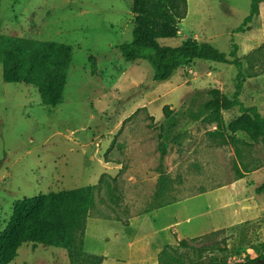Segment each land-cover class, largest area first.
Returning <instances> with one entry per match:
<instances>
[{
    "label": "rangeland",
    "instance_id": "obj_1",
    "mask_svg": "<svg viewBox=\"0 0 264 264\" xmlns=\"http://www.w3.org/2000/svg\"><path fill=\"white\" fill-rule=\"evenodd\" d=\"M133 1L0 0V36L72 48L57 106L44 104L39 86L5 83L0 63V237L22 201L98 185L89 218L106 222L91 223L88 251L115 258L125 251L114 244L118 238L128 248H138V239L144 238V248L157 255L173 239L177 242L172 245H178L192 211L193 231L189 228L185 238H202L178 253L196 259L213 252L231 262L254 258L249 251L262 252L264 232L252 234L257 227L251 225L264 219L211 235L212 229L200 228L210 220L201 213L206 203L212 205L207 211L215 212L213 208L228 199L225 192L211 194L202 203L172 206L214 193L242 172L257 171L254 180L264 181V141L255 143L243 132L214 134L217 124L204 111L212 89L233 97L237 70L196 60L168 82H154L147 61L128 62L117 48L132 40ZM249 10L250 0H188L178 37L160 43L179 46L194 38L229 53L233 38L246 76L239 99L264 114V2L251 30L234 33ZM166 105L177 123L163 138ZM239 115L238 108L224 111L225 124ZM162 144L168 150L163 159ZM160 172L170 179L162 198L157 197ZM201 249L210 251L201 254ZM17 254L10 264H71L63 247L26 242Z\"/></svg>",
    "mask_w": 264,
    "mask_h": 264
},
{
    "label": "trees",
    "instance_id": "obj_2",
    "mask_svg": "<svg viewBox=\"0 0 264 264\" xmlns=\"http://www.w3.org/2000/svg\"><path fill=\"white\" fill-rule=\"evenodd\" d=\"M149 1H133L132 13L135 18L132 40L117 45L123 58L128 62L147 61L153 68V81L156 83L168 82L180 68L196 60L234 66L237 70V84L233 97L219 89H212L208 91L209 99L204 104V111L217 124L214 134L224 130L233 135L243 132L255 143L264 141V114L255 106L247 107L239 99L246 82L243 62L238 54L239 45L232 38L229 53L220 51L210 42L194 38L184 39L179 46L162 45L161 39L178 37L179 24L187 17L188 0H152L153 9H149ZM262 2L264 0H250L249 14L234 33L251 30V24L260 15ZM151 11L155 12L154 17ZM71 58L72 48L69 45L39 44L35 40L0 36V63L3 65L4 82L39 86L43 102L47 106L61 104ZM234 108H238L240 115L226 125L222 112ZM163 113L168 123V126L161 129L164 138L171 135L177 122L171 116L168 105L163 108ZM160 150L163 159L168 153L166 145L162 144ZM243 177L240 173L239 178ZM169 180L168 176L160 172L157 197L162 198ZM97 188L98 185H92L54 195L38 196L19 203L10 224L0 237V264H10L17 258L18 248L26 242L63 247L68 251L71 264H103L106 259L104 256L84 250L87 220L93 193ZM256 193L264 194V183L256 188ZM221 231L224 230L217 232ZM198 238L202 236L183 239L177 246H165L159 254V264H264V252L255 259L248 257L238 262H231L213 252L209 257L199 256L196 259H187L178 253L179 248H189L191 242ZM204 251L208 252L210 249L199 250L201 254Z\"/></svg>",
    "mask_w": 264,
    "mask_h": 264
},
{
    "label": "crops",
    "instance_id": "obj_3",
    "mask_svg": "<svg viewBox=\"0 0 264 264\" xmlns=\"http://www.w3.org/2000/svg\"><path fill=\"white\" fill-rule=\"evenodd\" d=\"M224 114V111L222 112ZM237 134V133H236ZM257 171H254L252 173H246V172H242V174L244 175L243 178H234L233 180H231L229 183L225 184L224 186L220 187L219 189H217L214 193L213 192H206V193H202L199 194L193 198H191L190 200H186L184 202H179L176 203L172 206H185L187 205V203L191 202V201H198L199 203H202V199H206L207 197H209L211 194H215L216 192H225V194L227 195L226 197H228V199H226L222 204H218L216 206L215 212L213 211H207V207L210 206L212 208V205L207 204L204 206L203 212L201 211V213L205 214V216L210 217L209 221H208V225L203 224L200 228L204 229V230H209L212 229L214 232L220 231V230H225L226 228H232L234 226L237 225H241L243 222H247L250 220H254V219H264V194L258 195L256 193V188L258 186H260L261 184L264 183L263 182H257L256 180H254ZM172 206H167L165 208H169ZM186 207V206H185ZM163 208V209H165ZM160 209L159 211L163 210ZM156 211V212H159ZM218 215H216V214ZM192 215V211L190 212V214H188L185 218V222L186 225L190 228V231L192 232L193 229L191 227L190 224L191 223V216ZM137 219V217L135 219H133L131 221V224L133 225V222ZM92 222H100V223H105V220L102 219H93V218H89L88 222H87V228H86V236H85V241H84V248L86 250V252L91 253V254H95V251H88L87 249V245H88V238H89V231H90V226ZM182 222V223H183ZM251 226H256L257 227V231H252V234H260L261 232H264V228L260 227V226H264V223H256L255 225H251ZM178 226L174 227L175 229ZM188 228V230H189ZM216 229H220L215 231ZM188 230H183L181 232V234L179 235V239L178 242L183 240V239H187L185 238V236L189 235V231ZM259 232V233H258ZM213 233V232H212ZM182 235V236H181ZM115 237H119L115 236ZM105 239V236L103 237ZM135 239H137L135 237ZM144 238L138 239V240H142L140 241L138 244L139 245L138 248L136 247H132V248H128L125 244L124 241H122L120 238H118V241H116V243L118 246H120L123 251L125 250L127 252L124 251L123 255H116V257L112 258L111 256H106L108 255L107 253L104 254H99L100 256H104L106 259L103 262V264H140L141 262H143L144 264H159L158 261V257L160 254V252L162 251V249L167 246L165 245L163 248H159V252L157 255H154L152 252V249H148V248H144L143 246V242L145 240H143ZM193 239V238H192ZM131 239H127V241H130ZM133 240V239H132ZM257 241V239L255 240ZM173 242H177L176 239H173L171 241V243H169L168 245H172ZM146 244V243H145ZM174 246V245H173ZM264 247V245H262V248ZM156 251V250H155ZM249 252H251L250 254H255V257H250L251 259H255L258 256H260L263 252H264V248L262 250V252L260 254H256L255 250H250ZM153 254V255H152ZM98 255V254H95ZM125 259L126 262H121L119 259Z\"/></svg>",
    "mask_w": 264,
    "mask_h": 264
}]
</instances>
